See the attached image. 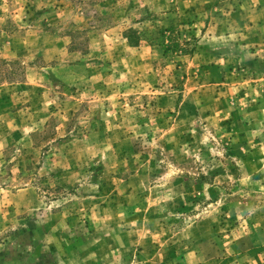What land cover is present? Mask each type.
<instances>
[{"label":"rangeland","instance_id":"374dc122","mask_svg":"<svg viewBox=\"0 0 264 264\" xmlns=\"http://www.w3.org/2000/svg\"><path fill=\"white\" fill-rule=\"evenodd\" d=\"M250 242L264 0H0V264H226Z\"/></svg>","mask_w":264,"mask_h":264},{"label":"crops","instance_id":"0c3cea01","mask_svg":"<svg viewBox=\"0 0 264 264\" xmlns=\"http://www.w3.org/2000/svg\"><path fill=\"white\" fill-rule=\"evenodd\" d=\"M257 229V228H256ZM257 231H262V228H258ZM248 246L249 250L247 251L250 253L249 255L243 254L238 258H232L229 260V263L226 261V264H264V261H261L257 258V254L255 252L262 250L264 248V244L261 243H248L246 247Z\"/></svg>","mask_w":264,"mask_h":264},{"label":"trees","instance_id":"16d2710c","mask_svg":"<svg viewBox=\"0 0 264 264\" xmlns=\"http://www.w3.org/2000/svg\"><path fill=\"white\" fill-rule=\"evenodd\" d=\"M127 39L130 41L131 40V38L130 37H127ZM135 44H134V46H136L137 45V42H134Z\"/></svg>","mask_w":264,"mask_h":264}]
</instances>
